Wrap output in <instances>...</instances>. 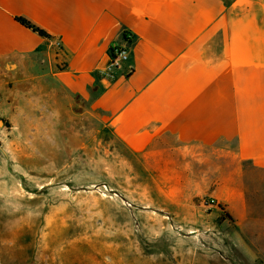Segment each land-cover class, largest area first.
Returning a JSON list of instances; mask_svg holds the SVG:
<instances>
[{"label": "rangeland", "instance_id": "1", "mask_svg": "<svg viewBox=\"0 0 264 264\" xmlns=\"http://www.w3.org/2000/svg\"><path fill=\"white\" fill-rule=\"evenodd\" d=\"M236 151L134 154L44 61L0 58V264H264V175Z\"/></svg>", "mask_w": 264, "mask_h": 264}, {"label": "crops", "instance_id": "2", "mask_svg": "<svg viewBox=\"0 0 264 264\" xmlns=\"http://www.w3.org/2000/svg\"><path fill=\"white\" fill-rule=\"evenodd\" d=\"M115 46L130 56L119 68ZM13 56L44 61L134 154L224 142L242 172L264 175V0H0V58Z\"/></svg>", "mask_w": 264, "mask_h": 264}, {"label": "built area", "instance_id": "3", "mask_svg": "<svg viewBox=\"0 0 264 264\" xmlns=\"http://www.w3.org/2000/svg\"><path fill=\"white\" fill-rule=\"evenodd\" d=\"M109 54L112 61V68H119L124 62L128 61L130 57L127 49L121 46L112 47Z\"/></svg>", "mask_w": 264, "mask_h": 264}, {"label": "trees", "instance_id": "4", "mask_svg": "<svg viewBox=\"0 0 264 264\" xmlns=\"http://www.w3.org/2000/svg\"><path fill=\"white\" fill-rule=\"evenodd\" d=\"M17 22L20 23L22 26H24L25 28H28L30 30H33L34 32H37L40 34V36L44 37V38H50L51 35L45 31L44 29H41L40 27L36 26L35 24H33L29 19L24 18V17H18L17 18Z\"/></svg>", "mask_w": 264, "mask_h": 264}]
</instances>
